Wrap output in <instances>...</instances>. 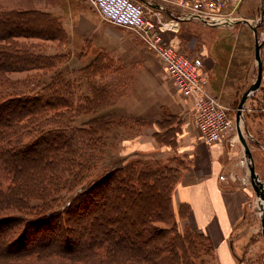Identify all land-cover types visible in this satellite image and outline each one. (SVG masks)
<instances>
[{"label":"rangeland","instance_id":"1","mask_svg":"<svg viewBox=\"0 0 264 264\" xmlns=\"http://www.w3.org/2000/svg\"><path fill=\"white\" fill-rule=\"evenodd\" d=\"M42 3H45V6ZM157 3L162 4L159 1ZM11 10L12 12L34 11L51 20L42 18L49 27L45 38L20 39L31 51L48 57L49 71L12 72L6 73L3 77L13 82L30 79L29 83H31L33 82L31 76L37 75L34 77L37 79L38 76L45 75L46 81L58 76L69 84L67 86L70 87L69 89H73L72 94L75 95L79 108L86 109L89 113L90 110L92 111L91 114L82 116L78 109L76 126L92 118L103 117L107 121L109 134L103 158L92 168L87 180L94 181L107 168L134 160L154 161L160 165V168L161 166L167 169L175 168L180 180L188 161L183 155H177L175 148L172 147L177 143L178 132H182L183 126L187 132L195 135V138L197 136L201 140V136L196 129L192 105L176 92L156 54L132 30L103 20L86 0H0V14L10 13ZM171 10L169 6L168 14L175 12ZM202 10L206 12L203 8ZM214 11L220 14L203 15L211 21L238 18L239 14L242 18H248L249 22L221 26L192 20L178 24L175 32H166L169 34L166 42L178 52L197 57L202 61L203 76L208 78L210 93L228 109L230 118L234 122L242 95L256 81L258 64L254 56L255 41L261 44L259 51L262 64L261 84L258 89L249 93L241 111L240 124L243 137L245 141L247 140L246 143L248 142L252 157L254 156L255 159V172L258 179L264 183V0H244L238 14H234L231 8ZM157 15L162 23L169 25L173 23L172 18L164 12ZM154 17L155 14H147V18ZM26 21L28 19L24 24ZM28 27L33 30L38 28L37 25L32 24ZM94 96L98 98L92 99ZM184 101L189 105L185 106ZM93 113L97 114L93 115ZM174 123L173 128H169ZM250 134L258 142H253ZM226 137L230 138L232 144H237L239 149L242 148L235 126L222 135L217 143ZM155 142L162 147L158 146L160 149L148 152L151 157L142 152L144 148H152ZM172 149L174 153L170 152ZM248 163L243 154L240 163L243 173H233L234 180L245 186L249 194L246 222L240 228L242 234L236 233L244 236L243 241L238 245L239 250H236L241 258L237 262L264 264L262 211L258 205L260 200L251 187ZM239 175L243 176V181ZM176 186L171 199L172 220L155 225L158 228L168 229L174 223L180 233L184 234L187 231L194 248L190 253L191 260L187 261L189 264H219L213 248L210 246L211 251H209L202 245L200 237L202 233L191 227L185 228L187 217L182 219L178 214V208L183 203L173 202ZM73 189L63 190L58 195L68 200L77 190V188ZM130 200L132 197H128L129 207L133 202ZM105 207L112 212L125 209L124 204L116 196L115 200H109ZM185 211L186 208H183L182 213H186ZM81 216L83 211L77 212L76 216H69L70 222L67 225L70 231L65 230L63 224L57 227L44 220L37 225L26 227L24 232L19 227L11 231L10 224L1 223V253H6L3 249L6 248L7 243H11L13 249L19 248L27 252L48 247H57L60 252H56L57 256L50 253L39 259L5 261L4 258V260L0 259V264H109L105 262L106 257L101 255L81 261L69 258L70 250L66 247V243H69L71 238L69 235L73 236L72 229L73 234L79 238L80 244L87 236L92 238L94 233H100L105 229L101 223L93 224V214H87L82 219ZM130 218L136 221L132 216ZM119 219L121 221V218ZM85 227H88L87 231L84 230ZM236 237L238 238L239 235ZM124 264L148 263L128 261Z\"/></svg>","mask_w":264,"mask_h":264},{"label":"trees","instance_id":"2","mask_svg":"<svg viewBox=\"0 0 264 264\" xmlns=\"http://www.w3.org/2000/svg\"><path fill=\"white\" fill-rule=\"evenodd\" d=\"M12 11L0 14V224L6 222L11 231L19 227L24 232L44 220L69 230V216L83 211L84 217L93 214V224L101 223L105 229L80 244L71 227L73 236L69 235L66 243L69 258L81 261L101 255L109 264H189L194 248L187 231L180 233L174 223L168 229L155 225L172 220L177 169L134 160L111 166L89 182L88 174L104 155L107 121L92 118L76 126L78 109L82 116L92 111L79 108L73 89L58 76L48 81L45 75L37 79V75L31 76V83L30 79L13 82L3 77L12 72L49 71L48 57L31 51L20 40L45 38L49 27L42 18H48L34 11ZM31 24L38 28L28 29ZM73 188L77 190L68 200L59 197L61 191ZM115 196L124 210L112 212L105 207ZM128 197L133 201L130 207ZM178 214L186 218L189 206L180 205ZM200 237L202 245L211 251L207 237ZM56 248L27 252L7 243L0 259H39L50 253L57 256Z\"/></svg>","mask_w":264,"mask_h":264},{"label":"crops","instance_id":"3","mask_svg":"<svg viewBox=\"0 0 264 264\" xmlns=\"http://www.w3.org/2000/svg\"><path fill=\"white\" fill-rule=\"evenodd\" d=\"M42 5L45 6V3ZM161 6L164 4L158 3L157 7L161 8ZM165 15L172 18L174 14ZM188 21H192V19L183 20L180 24ZM166 32L162 33L165 42L169 38V34ZM201 73L204 75L203 68ZM206 79L208 80L207 77ZM184 104L186 106L188 102L184 101ZM174 125L175 123L169 128H173ZM249 136L253 142H258L251 134ZM158 146L162 147L155 142L152 144V148H144L142 152L148 154L154 149H160ZM172 147L175 148L177 155H183V158L188 161L186 169L183 170L184 174L178 180L173 202L189 206L186 224L207 237L219 264H239L237 261L241 258L236 250H239L238 245L244 239V236L240 235L242 234L240 228L246 222L249 194L245 186L234 180L233 173H243L240 164L244 154L243 146L241 145L242 148L239 149V146L232 144L228 137L219 143L207 145L202 139H198L197 136L195 138V135L187 132L182 126V132H178L177 143L175 147L173 145ZM170 152L174 153L173 149ZM148 156L151 157V154ZM252 158L255 171L254 156ZM239 176L243 181V176ZM236 235L239 237L237 238Z\"/></svg>","mask_w":264,"mask_h":264},{"label":"built area","instance_id":"4","mask_svg":"<svg viewBox=\"0 0 264 264\" xmlns=\"http://www.w3.org/2000/svg\"><path fill=\"white\" fill-rule=\"evenodd\" d=\"M97 14L113 25L128 28L152 50L163 64L168 79L178 94L192 105L196 129L203 142L212 145L222 135L233 129L235 122L230 118L228 109L219 103L209 89L207 79L202 75V61L187 56L167 44L162 37L166 31H175L181 21L195 16L202 22L214 25H227L242 18L238 14L244 0H86ZM157 1L164 3L158 8ZM207 1V2H206ZM160 6V5H159ZM172 8V24L162 23L157 14H168ZM202 8L205 11L202 10ZM231 8L238 18L207 20L203 14H220L215 9ZM167 12V13H166ZM147 14H155L147 18Z\"/></svg>","mask_w":264,"mask_h":264},{"label":"water","instance_id":"5","mask_svg":"<svg viewBox=\"0 0 264 264\" xmlns=\"http://www.w3.org/2000/svg\"><path fill=\"white\" fill-rule=\"evenodd\" d=\"M189 18L190 19H198V20L202 21L200 18L195 17V16H189ZM236 22H243L244 24H247L249 21L247 19L236 20V21L232 22V24H234ZM255 42H256V46H255L254 56H255V59H256L257 64H258L257 77H256V81L251 85V87L248 90H246L244 92L242 98L239 101V104H238V107L236 110V115H235V126L237 129L238 139H239V141L242 144L243 149H244L243 150L244 155L246 156V158L248 159V162H249L248 163V169H249V178H250L251 186H252V188L256 194V197L260 200L258 205L262 211V214H261V230H262V236L264 238V183L258 179V175L254 171V165H253L251 152H250L248 145H247L244 137L242 136V133L240 130V119H241V111L243 109V105H244L249 93L258 89L260 84H261V80H262V64L260 62V55H259L261 44H258L257 40Z\"/></svg>","mask_w":264,"mask_h":264},{"label":"bare ground","instance_id":"6","mask_svg":"<svg viewBox=\"0 0 264 264\" xmlns=\"http://www.w3.org/2000/svg\"><path fill=\"white\" fill-rule=\"evenodd\" d=\"M193 20V19H192ZM240 123H241V119H240ZM241 125V124H240ZM241 133H242V129H241ZM243 135V134H242Z\"/></svg>","mask_w":264,"mask_h":264}]
</instances>
